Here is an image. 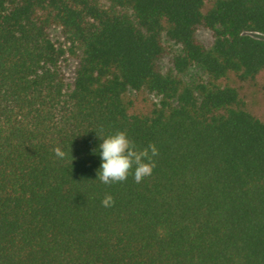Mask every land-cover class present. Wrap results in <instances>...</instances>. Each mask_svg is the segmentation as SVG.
Instances as JSON below:
<instances>
[{
  "label": "trees",
  "instance_id": "1",
  "mask_svg": "<svg viewBox=\"0 0 264 264\" xmlns=\"http://www.w3.org/2000/svg\"><path fill=\"white\" fill-rule=\"evenodd\" d=\"M253 34L264 0H0V264H264V122L218 84L264 70ZM117 130L159 150L141 183L97 179Z\"/></svg>",
  "mask_w": 264,
  "mask_h": 264
},
{
  "label": "clouds",
  "instance_id": "2",
  "mask_svg": "<svg viewBox=\"0 0 264 264\" xmlns=\"http://www.w3.org/2000/svg\"><path fill=\"white\" fill-rule=\"evenodd\" d=\"M98 137L102 140V143L99 144L101 164L97 171V179L100 182L107 185L120 183L126 181L132 174L134 181L141 183L145 177L152 175L153 169L156 167L154 158L159 154L154 143L140 148L129 137L126 130H117L106 136ZM54 153L59 159H65L69 155L59 146L54 149ZM71 157L73 160L74 157L72 155ZM114 203V198L110 194H106L102 200L104 207H111Z\"/></svg>",
  "mask_w": 264,
  "mask_h": 264
},
{
  "label": "rangeland",
  "instance_id": "3",
  "mask_svg": "<svg viewBox=\"0 0 264 264\" xmlns=\"http://www.w3.org/2000/svg\"><path fill=\"white\" fill-rule=\"evenodd\" d=\"M211 7V3H206L203 12ZM254 36L264 39V34H253ZM196 38L206 48H210L213 44V34L210 30L199 27L196 31ZM170 46V53L165 56L162 61L164 69L171 66V60L174 54H178L180 48L173 44L165 42ZM66 75L73 74V63L65 65L63 68ZM196 73V72H193ZM192 73V74H193ZM221 86H229L237 90L240 100L244 104V108L256 119L264 122V70L260 71L253 79L241 81L235 74H228L225 78L218 81ZM125 100L132 103L130 112L135 114L146 115L153 109L158 107L159 97L151 94L146 90L138 92L129 91L125 95Z\"/></svg>",
  "mask_w": 264,
  "mask_h": 264
}]
</instances>
